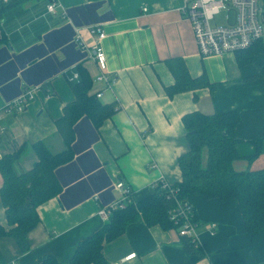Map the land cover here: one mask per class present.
I'll return each mask as SVG.
<instances>
[{
    "label": "crops",
    "instance_id": "0c3cea01",
    "mask_svg": "<svg viewBox=\"0 0 264 264\" xmlns=\"http://www.w3.org/2000/svg\"><path fill=\"white\" fill-rule=\"evenodd\" d=\"M49 1L17 0L0 14V108L38 86L23 110L0 109V157L19 150L13 163L19 173L36 161L35 142L51 153L64 149L54 122L73 99L68 80L77 64L89 74L88 94L101 92L99 102L115 111L98 128L86 116L74 123L73 157L54 169L60 192L36 207L39 221L27 232L24 251L12 237L0 238L5 260L38 264L53 256L67 264L76 243L101 226L98 208L119 197L117 180L132 189V202L149 195L161 176L179 182L176 160L187 150L184 114L237 111L233 169L264 168V39L252 46L251 61L239 64L234 52L199 55L182 0H55L54 13L47 11ZM91 25L105 33L100 45L114 76L109 86L96 80ZM167 61L207 84L168 96L174 76ZM187 201L200 221L203 257L193 262L174 230L139 217L105 244L106 264H264V232L250 235L234 199L191 195ZM208 222L216 224L213 232ZM0 224L8 228L1 202Z\"/></svg>",
    "mask_w": 264,
    "mask_h": 264
},
{
    "label": "trees",
    "instance_id": "16d2710c",
    "mask_svg": "<svg viewBox=\"0 0 264 264\" xmlns=\"http://www.w3.org/2000/svg\"><path fill=\"white\" fill-rule=\"evenodd\" d=\"M16 1L0 0V14ZM255 43L234 52L239 64L251 61L250 50ZM167 64L174 76V83L165 87L168 96L207 84L203 76L190 77L179 62L175 63V67L169 61ZM74 74L76 77L71 76L68 80L73 99L64 105L61 116L54 122L64 149L51 153L43 142H35L32 149L36 161L30 169L19 173L13 166L19 150L4 153L0 157V202L8 225V228H5L0 224V238L12 237L23 251L27 248V232L39 221L36 207L56 196L61 190L54 169L73 157L74 123L81 116H86L92 125L98 128L103 120L115 111L114 105L102 104L98 98L88 94L91 80L82 66L75 65ZM239 119L237 111L209 114L194 111L184 114L181 120L185 128L187 150L176 160L181 180L171 184L177 186L178 197L181 199H187L191 195H200L206 199H234L239 205L246 230L254 237L257 232H264V168L254 171L233 169V161L239 158L235 144L240 139L234 131ZM253 143L257 154L261 141L253 140ZM172 203L171 199L165 198L163 189L158 185L153 186L149 195L137 202L131 200L124 207L115 209L97 230L79 240L67 264H106L105 244L121 234L127 224L139 217L148 225L159 224L176 232L168 217ZM193 216L197 217L195 210ZM177 236L193 262L205 255L201 246L185 236ZM11 263L5 260L0 252V264ZM38 264L58 263L53 256H44Z\"/></svg>",
    "mask_w": 264,
    "mask_h": 264
},
{
    "label": "built area",
    "instance_id": "2783aa9c",
    "mask_svg": "<svg viewBox=\"0 0 264 264\" xmlns=\"http://www.w3.org/2000/svg\"><path fill=\"white\" fill-rule=\"evenodd\" d=\"M5 1V0H4ZM212 4L217 5L218 11L211 15H205L204 9ZM57 3L50 0L47 11L54 13ZM146 10V8H142ZM181 12L189 21L197 52L200 56L235 52L250 47L254 42L264 39V0H182ZM224 13L223 22H215V16ZM89 32L96 37L95 43L89 46V55L94 60L99 72L96 80L109 86L114 81L107 71L105 53L100 45V40L105 33L97 25H91ZM78 38V36H77ZM79 45H83L81 40ZM76 77V74L73 75ZM38 86L28 87L14 100L7 102L0 109L7 112H19L25 108L29 99L33 96ZM96 98L101 92H96ZM158 185L165 192V198L172 200L168 210L169 221L175 227L177 234L185 236L194 244L200 245L197 227L200 223L193 216V207L187 199L178 197L177 186L171 184L164 177H160L152 187ZM114 188L119 197L111 204L100 206L97 214L102 221L108 220L110 214L118 208H122L132 200V189L123 180H117ZM208 231L216 228L214 222L206 223ZM11 264H15L12 262Z\"/></svg>",
    "mask_w": 264,
    "mask_h": 264
},
{
    "label": "clouds",
    "instance_id": "9594fccd",
    "mask_svg": "<svg viewBox=\"0 0 264 264\" xmlns=\"http://www.w3.org/2000/svg\"><path fill=\"white\" fill-rule=\"evenodd\" d=\"M218 11V7L215 4H212L210 7H206L204 9L205 15H211L212 13H215Z\"/></svg>",
    "mask_w": 264,
    "mask_h": 264
},
{
    "label": "rangeland",
    "instance_id": "374dc122",
    "mask_svg": "<svg viewBox=\"0 0 264 264\" xmlns=\"http://www.w3.org/2000/svg\"><path fill=\"white\" fill-rule=\"evenodd\" d=\"M225 14L220 13L219 15L215 16L214 21L217 22H223L224 21Z\"/></svg>",
    "mask_w": 264,
    "mask_h": 264
}]
</instances>
